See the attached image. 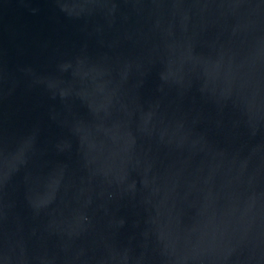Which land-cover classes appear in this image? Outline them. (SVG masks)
<instances>
[{"label":"water","instance_id":"obj_1","mask_svg":"<svg viewBox=\"0 0 264 264\" xmlns=\"http://www.w3.org/2000/svg\"><path fill=\"white\" fill-rule=\"evenodd\" d=\"M0 264H264V0H0Z\"/></svg>","mask_w":264,"mask_h":264}]
</instances>
